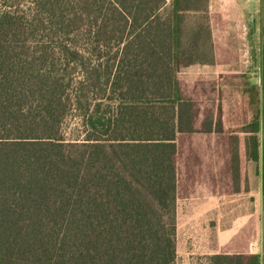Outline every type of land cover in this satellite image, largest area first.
Instances as JSON below:
<instances>
[{
	"label": "trees",
	"instance_id": "trees-1",
	"mask_svg": "<svg viewBox=\"0 0 264 264\" xmlns=\"http://www.w3.org/2000/svg\"><path fill=\"white\" fill-rule=\"evenodd\" d=\"M208 17L209 0H0V264L176 263L178 139L223 128L221 83L179 78L208 60ZM262 36V85L240 78L264 196Z\"/></svg>",
	"mask_w": 264,
	"mask_h": 264
},
{
	"label": "rangeland",
	"instance_id": "rangeland-1",
	"mask_svg": "<svg viewBox=\"0 0 264 264\" xmlns=\"http://www.w3.org/2000/svg\"><path fill=\"white\" fill-rule=\"evenodd\" d=\"M248 12L250 13L247 15H253V22L251 23L252 19L247 18L246 15L244 19L242 18V24H236L233 28L243 36H252L253 44L252 48L249 47V51L250 53L255 52V64L251 68V72L244 76H246L249 84L257 82L261 86V72L257 74L255 67L261 60L257 54L263 44L264 12L262 0L260 9L256 8L254 12L251 10ZM193 21L194 18H188L189 29L193 28ZM179 78L185 84L203 81L189 67L180 71ZM243 80L240 75H232L227 76L221 82L223 94L219 99L222 102V113H224L225 127L227 128L225 134L194 133L180 136L178 139L179 191L176 234L177 259L175 264H209L206 255L212 251L211 249H215L216 227L225 228L230 225V218H227L230 213L227 208L230 204L237 203L238 218L251 211L253 205L255 212L262 209L261 201L258 199L260 196V183L258 181L260 165L246 161L240 155V172L237 179L232 172L231 161H229L231 151L229 139L230 136H233L230 131L243 130L255 116V106L250 103L252 102L253 90L249 84L243 83ZM218 104V101L213 100L203 102V115L207 110H217ZM77 125L78 121L75 117H70L65 123V131L70 138L76 136L77 132H72V130ZM244 142L245 137H239V146H243ZM206 195L207 198L204 199ZM209 197H213V199H209ZM217 197L218 199H216ZM230 198L233 199L232 203ZM221 206L225 208L221 210L223 217L219 213ZM256 216V221L264 220V212H262V216L260 213H256Z\"/></svg>",
	"mask_w": 264,
	"mask_h": 264
},
{
	"label": "crops",
	"instance_id": "crops-1",
	"mask_svg": "<svg viewBox=\"0 0 264 264\" xmlns=\"http://www.w3.org/2000/svg\"><path fill=\"white\" fill-rule=\"evenodd\" d=\"M256 8H261V0H209V23L213 48L212 51L206 55L208 57L207 61L189 66L200 80L218 81L221 83L227 76L245 75L248 72H251L250 70L255 64V52L252 51L250 53L249 51V47L252 48L251 46L253 44L252 36L246 37L239 32L237 33L233 26L236 24H242V18L244 19L247 13H250L248 11L251 10V12H254ZM247 16V18L252 19V23L253 15L250 16V14H248ZM262 51L263 49L261 47L260 52L257 54L261 58L260 62L257 63L255 67L257 74L262 70ZM222 127V131L220 132L213 130L212 132L200 133L205 135L225 134L227 128L225 127L224 113L222 114ZM230 132L231 135H237V137L246 138L250 135L249 133L244 132V130ZM239 152L241 153V158L243 157L248 161L244 144L243 146H239ZM257 164L260 165L258 172L260 196L258 199L261 201L262 209L255 212L253 205L251 211H248L247 214L238 218L237 203L235 202L234 205L230 204L227 208L230 210V213L228 216L224 215L227 216V218H230V225L225 228L219 227V224L217 225L218 227L215 229V249H211L212 251L207 253L206 256L256 255L259 256L264 263V220L261 222L256 221V213H260L262 216V212H264L262 164ZM253 195H255V193H253ZM206 198L207 195L204 199ZM221 198L227 199L225 197ZM209 199H213V197H209ZM216 199H218V197ZM230 202H233L232 198H230ZM224 209L225 208L221 206L219 210L220 216L222 217L223 213L221 210Z\"/></svg>",
	"mask_w": 264,
	"mask_h": 264
}]
</instances>
